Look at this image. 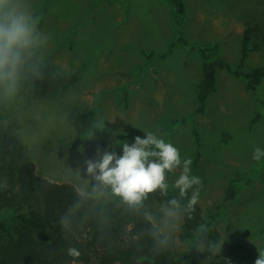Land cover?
<instances>
[{
  "label": "rangeland",
  "instance_id": "rangeland-1",
  "mask_svg": "<svg viewBox=\"0 0 264 264\" xmlns=\"http://www.w3.org/2000/svg\"><path fill=\"white\" fill-rule=\"evenodd\" d=\"M180 1L177 26L169 0H19L38 18L42 43L33 57L75 80L57 96L32 97L23 76L15 95L0 89V129L19 139L18 154L33 161L38 174L88 194L111 193L94 191L96 182L86 175V161L98 158L87 154L88 140L122 154L124 143L153 132L177 147L182 161L191 159L190 175L202 181L194 186L200 188L196 204L222 242L212 264H255L264 252V156L253 159L257 147L264 150V46L239 63L246 22L264 26V0ZM204 46L232 70L259 69L256 89L218 69L199 109ZM84 109L93 110L94 120L81 134L71 114ZM181 172L167 173L172 198L180 197L172 185ZM230 187L236 194L228 198ZM166 204L154 197L150 217L187 252L192 241L182 236V219L164 227ZM10 218L0 211V219Z\"/></svg>",
  "mask_w": 264,
  "mask_h": 264
},
{
  "label": "trees",
  "instance_id": "trees-1",
  "mask_svg": "<svg viewBox=\"0 0 264 264\" xmlns=\"http://www.w3.org/2000/svg\"><path fill=\"white\" fill-rule=\"evenodd\" d=\"M169 1L174 7L173 21L180 26L183 5L180 0ZM253 25L246 22L242 34L239 68L250 51L264 46V26ZM199 51L205 60L197 89L199 109L215 86L218 69L244 77L246 88L256 89L263 75L259 69L232 70L226 61L215 56L213 47L204 46ZM29 63L35 72L26 69L22 76L34 98L57 96L75 80L72 73L58 76L52 66L38 58L32 57ZM93 120V110L71 114L73 128L81 134L91 127ZM109 145L88 140L85 150L89 156H95L98 149L102 151ZM18 146L19 139L14 134L0 129V211L12 214L9 220L0 219V264H212L214 261L213 247L206 252L204 248L209 242L218 243L219 234L204 219L198 204L193 212L183 214L182 236L192 244L187 252L180 253L167 233L161 230V235L169 237L166 245L158 244L153 236L160 228L150 217L152 200L161 197L168 201L172 198L168 193H151L143 207L132 209L111 193H84L70 183L55 182L38 174L34 162L18 154ZM198 157L197 151L195 165ZM235 192L230 187L227 197H233ZM188 198L189 193L178 200L183 206ZM61 218H66L67 227L60 224ZM70 247L81 255L69 256Z\"/></svg>",
  "mask_w": 264,
  "mask_h": 264
},
{
  "label": "clouds",
  "instance_id": "clouds-1",
  "mask_svg": "<svg viewBox=\"0 0 264 264\" xmlns=\"http://www.w3.org/2000/svg\"><path fill=\"white\" fill-rule=\"evenodd\" d=\"M37 24L38 18H34L19 0H0V89L8 96L15 95L26 69L35 72L29 62L34 49L42 43ZM262 156L264 150L257 147L253 159L260 160ZM97 157L86 161V175L96 182L94 191L110 189L113 196L136 210L143 207L151 193L159 191L161 195H167V173L182 167L172 186L179 190L182 198L188 196L189 189L192 194L183 206L175 197L167 201L161 209L164 227L181 220L184 213L195 210L200 188L194 186L202 187V181L198 176L190 175L191 159L182 161L179 149L153 132L146 133L144 138L136 136L131 144L124 143L122 154L98 149ZM60 224L67 227L66 218H61ZM153 236L160 245H166L169 239L168 235H161V229H157ZM210 247L219 253L222 242ZM67 253L71 257L81 255L75 247L68 248ZM255 264H264V252H259Z\"/></svg>",
  "mask_w": 264,
  "mask_h": 264
}]
</instances>
